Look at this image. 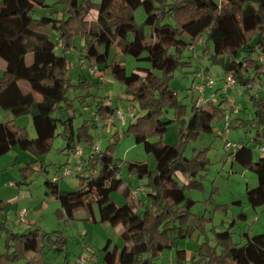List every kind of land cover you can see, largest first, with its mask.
<instances>
[{"label":"trees","instance_id":"1","mask_svg":"<svg viewBox=\"0 0 264 264\" xmlns=\"http://www.w3.org/2000/svg\"><path fill=\"white\" fill-rule=\"evenodd\" d=\"M138 7L144 15L141 24H136L133 16ZM39 10H45L46 14H37ZM92 12L95 15L87 19ZM202 36L204 55L208 54V60L221 69L217 81L230 74L238 94L254 93L249 98L254 106L255 133L247 143L237 144L236 149L229 151L234 162L256 175V187L246 191L248 205L256 209L264 206V154L260 153L253 161L249 143L258 149L264 147V98L258 97L264 82V0H222L220 4L213 0H100L98 4L91 0H60L59 6H49L46 0H0V62L3 63L0 108L11 116L0 123V156L15 146L33 156L32 162L21 167L23 179L29 170L37 169L39 158L49 151L57 136L58 123L63 127L62 135L68 139L67 149L71 154L80 139L91 147L92 136L87 127L106 122L118 109L105 105L107 100L98 102L92 121H84L73 143L72 119H61L58 113L63 103L64 110H70L67 92L72 84L66 74V53L75 48L76 40L82 42L79 66L110 67L114 78L125 87V94L137 103L142 113L128 125L127 133L143 146L145 153L153 156L155 169L150 171L146 163H126V167L138 179L147 180L148 191L143 188L142 192L146 203L134 197L128 188L122 191L123 205L117 206L111 200V192L121 185L118 165L111 155L113 143L105 152L87 154L76 174L82 182L76 190H59L57 179L53 178L43 182L45 196L58 203L56 215L65 224L73 220L79 209L87 220L96 222L87 199L92 196L98 207V222L113 228L120 226L118 236L123 246L107 251V243L104 264H157L155 259L161 248L175 247L176 240L185 236L176 222L180 226L185 223L192 205L185 188L196 182L180 185L176 177L177 174L194 177L205 168L206 160L203 153L190 160L184 158L180 143L170 146L149 142L151 136L161 138L166 132L170 120L164 121L165 109H173L174 119L183 124L179 133L182 144L188 138L210 133L213 123L225 115L230 116L231 128L239 114L240 109L232 114L231 103L219 93L221 86L217 87L216 80L213 89L217 87L214 91L219 100L198 107L194 102L187 118L185 107L169 89L172 74L186 64L181 61L183 51L188 46L192 49L191 45ZM111 48L147 61L150 69L127 75L114 60L108 63ZM19 82L26 83L29 91L23 92ZM81 86H88L87 81L81 82ZM33 93L40 96V101L34 99ZM21 116L30 117L34 139H29L26 129L17 126L16 119ZM5 206L0 199V211ZM0 231L6 234L7 246L12 248L0 254V264L16 260L45 264L41 257L43 248L58 254L66 249V237L60 231L47 233L30 226L15 233L3 221ZM175 261V264H264V226L258 235L242 233L237 243L232 241L230 233H218L213 245L204 243L195 255L187 257L185 250H177Z\"/></svg>","mask_w":264,"mask_h":264},{"label":"rangeland","instance_id":"2","mask_svg":"<svg viewBox=\"0 0 264 264\" xmlns=\"http://www.w3.org/2000/svg\"><path fill=\"white\" fill-rule=\"evenodd\" d=\"M91 1L97 4L100 2V0ZM138 1L140 0H136ZM213 1L220 4L222 0ZM46 4L59 6L60 0H46ZM37 14L45 15L46 11L39 10ZM94 15L95 12H92L87 19L90 20ZM133 16L135 23L141 24L144 18L142 8L138 7ZM53 38L57 36L53 34ZM204 39L202 36L201 43ZM191 47L192 49L188 46L181 55V61L186 64L178 68L169 80V89L175 93L177 100L185 107L186 118L190 115L194 102L198 98L207 101L210 99V94L214 93L215 100H219L218 93L214 91L215 88L206 87L200 95L197 87L204 82V76L217 81L221 74V69L208 60V54L204 55V45L196 42ZM208 48L211 49L210 44ZM81 49L82 42L76 40L75 48L66 53L68 62L66 74L72 84L67 92L70 110H64L66 105L63 103L58 117L61 119L71 117L73 143H75L78 128L85 123L84 121L88 123L92 121L98 102L107 100L109 105L113 108H121L124 113L129 110L130 105L134 106L135 118L127 119L124 125L117 120H114L112 124L100 121L96 127L89 126L86 129L92 136V144L96 145L101 152H105L109 144L113 143L111 155L117 162V177L121 185L111 192L110 198L114 204L121 206L125 203L122 194L123 186L129 188L131 192L141 186L146 192L148 191L145 187L147 180L138 179L127 169L126 163H146L149 170L154 171L155 161L151 154L145 153L141 144L134 142L132 134L127 133L128 125L142 115L137 103L125 94V87L114 78L110 67L97 65L95 73H92V68L86 65L80 67ZM113 60L123 66L127 75L150 69L147 61L136 60L111 48L108 63L110 64ZM154 74L159 73L154 71ZM83 81H87L88 86H81ZM216 85L221 86V81H217ZM260 88V95L264 98V83H261ZM253 94L252 91L238 94L234 89L229 90L228 95L234 106L240 109L237 117L242 121L232 122L231 128L225 132L226 122L220 119L213 123L210 133L188 138L183 144L181 143L182 138L179 137L183 124L174 119L173 109H165L164 121L170 120L166 132L161 138L151 136L149 142H161L170 146L180 143L184 158L190 160L198 153H203L206 165L204 169L198 170L194 177L187 175L183 178L177 174L176 178L180 185L188 181L195 180L196 182L185 188V194L192 201V205L189 214L184 219L183 226L176 222V225L184 230L185 236L176 240L175 247L161 248L160 255L155 259L157 264H175L177 250H185L187 257L195 255L204 243L213 245L218 233H230L232 241L237 243L244 232H248L251 236L262 232L264 206L252 209L246 201V191L257 185L256 175L234 162L227 149L228 144L247 143L255 133L252 123L255 118L254 106L249 98ZM10 119V114L0 108V123ZM16 123L20 128L26 129L29 139L35 138L30 117L21 116L17 118ZM62 132L63 127L58 123L55 132L57 136L53 139L49 151L39 158L37 169L29 170L24 179L21 167L32 162L33 156L19 150L16 146L0 156V199L6 203L4 209L0 211V221H3L6 227L15 233L26 229L27 225L24 220L34 221L37 227L47 233L62 232L66 237L65 251L58 254L48 247L43 248L41 257L45 264H78L77 258L80 256L85 258V264H104L106 244L108 243L107 251H112L114 247L122 248L123 242L115 228L98 222V207L94 202L95 198L92 196L87 198L94 212L95 223L87 220L84 211L79 209L75 212L73 220L65 224L56 215V210L59 208L58 203L44 194L45 179L57 178L59 190L63 192L76 190L82 183L79 176H62L64 171L70 170L75 164V160L67 149L68 139L62 135ZM79 146L85 155L92 148V146H87L83 139H80ZM249 146L252 148L253 161H256L260 155L258 147L251 142ZM10 183L14 186H9ZM142 202H147L144 193ZM22 210L24 214L20 217L18 212ZM169 235L172 236V233ZM8 242L6 234L0 231V254L12 250L7 246ZM8 264H24V261L16 260Z\"/></svg>","mask_w":264,"mask_h":264},{"label":"built area","instance_id":"3","mask_svg":"<svg viewBox=\"0 0 264 264\" xmlns=\"http://www.w3.org/2000/svg\"><path fill=\"white\" fill-rule=\"evenodd\" d=\"M97 71L96 67H93L91 69L92 73H95ZM203 81L201 84L198 85L197 89L200 93V95L202 94L204 88H213L215 85V81L212 78H208V77H203ZM222 85L220 87L219 93L227 96V99L229 101V103H231L230 105V109L232 114H237L238 112V106H234L232 103L233 101L230 99L229 95H228V91L231 89L236 88V83L234 78L230 75V74H226L223 76L222 81H221ZM261 90V88H260ZM208 102H216L215 100V96L214 93L210 94V99L205 101L201 98H198L195 101V106H201V105H205ZM105 105H109L108 102H106ZM135 115V110L133 107H130L128 111H126L124 113V111L121 108H118L115 110L114 115L112 118L107 119L106 123L110 124L112 123L113 119L117 120L120 122L121 125H124L125 122L127 121V119H131L133 118ZM229 115H225L224 120L226 122L225 124V132H228L229 130ZM238 146L234 145V144H228L227 145V149L233 151L234 149H236ZM259 152L264 154V147H260ZM99 149L96 145H93L91 150L89 151V154H94L96 152H98ZM83 153V149L79 146L76 145L75 148L73 149V151L71 152L70 156L75 160V164L73 166V168H71L70 170H66L62 173V176H75L77 174V172L81 169V165H82V161H81V156ZM57 178H53V180H56ZM9 186H14L12 183L9 184ZM143 192V187L141 186L140 188H137L135 191L132 192L133 196H136L138 193H142ZM24 214V210H22L19 215L20 217H22ZM77 262L78 264H85V258L83 256H80L77 258Z\"/></svg>","mask_w":264,"mask_h":264},{"label":"crops","instance_id":"4","mask_svg":"<svg viewBox=\"0 0 264 264\" xmlns=\"http://www.w3.org/2000/svg\"><path fill=\"white\" fill-rule=\"evenodd\" d=\"M201 38L198 40V43H199V45H202V43H201ZM3 67V63L2 62H0V68H2ZM205 77H208V76H205ZM261 83H264V82H261ZM18 86H19V88L23 91V92H27V91H29V87H28V85L26 84V83H24V82H19L18 83ZM217 87H219L218 85H217ZM216 87V88H217ZM215 88V89H216ZM33 96H34V99L36 100V101H40V96L38 95V94H35V93H33ZM258 97H262L261 95H259ZM237 118V117H236ZM235 118V119H236ZM234 119V121H236ZM17 120V119H16ZM238 120V122H240V121H242V120H239V119H237ZM17 124V123H16ZM18 126V125H17ZM86 156H87V154L85 155L84 154V152L82 153V156H81V161L83 162L85 159H86ZM57 183H58V181H57ZM58 187H59V184H58ZM127 187L126 186H123L122 187V191L124 190V189H126ZM129 189V188H128ZM130 190V189H129ZM133 192V191H132ZM132 192H131V194H132ZM123 194V193H122ZM134 197H138V198H140V201H143V193H138L136 196H134ZM21 211H19L18 212V214L20 213ZM20 216V215H19ZM93 216H94V212H93ZM95 218V217H94ZM22 219V218H21ZM24 223H26V225H27V227H26V229L28 228V227H30V226H36V224H35V222L34 221H32V220H24ZM37 227V226H36ZM39 228V227H38ZM25 229V230H26ZM116 229V232H117V234H118V230L120 229V226H118V227H116L115 228ZM24 231V230H23Z\"/></svg>","mask_w":264,"mask_h":264}]
</instances>
